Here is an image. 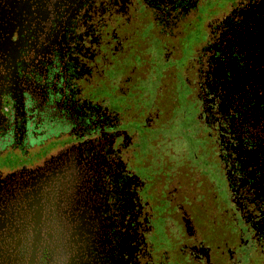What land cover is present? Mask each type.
Wrapping results in <instances>:
<instances>
[{
	"label": "flooded vegetation",
	"instance_id": "af4514ba",
	"mask_svg": "<svg viewBox=\"0 0 264 264\" xmlns=\"http://www.w3.org/2000/svg\"><path fill=\"white\" fill-rule=\"evenodd\" d=\"M259 71L264 0H0V200L81 232L34 264H264Z\"/></svg>",
	"mask_w": 264,
	"mask_h": 264
},
{
	"label": "water",
	"instance_id": "95a60500",
	"mask_svg": "<svg viewBox=\"0 0 264 264\" xmlns=\"http://www.w3.org/2000/svg\"><path fill=\"white\" fill-rule=\"evenodd\" d=\"M260 71L257 73L258 85L253 87V94L256 99L255 108H257L258 103L262 102L264 104V87L260 84ZM261 91V94L258 93ZM254 115L264 116V113H257L253 111ZM27 194V193H26ZM33 198L32 200H26L25 204L27 206V214L33 213L31 215L22 214L19 215L17 211L11 209L7 213L4 208L3 200H0V264H34L37 254L44 249L47 250L51 256L59 258L70 259L66 257L69 254L70 243L74 240L72 237L77 234H81L79 230L69 232L68 230H58L57 232H38L31 230H20L17 228L16 224L27 225L30 222V219L34 225L39 223L40 215L37 211L38 199L35 198V191L32 190ZM27 197V196H25ZM20 202V200H19ZM29 217V219L27 218ZM63 217H59V223H62ZM66 219V218H64ZM82 217L80 221H82ZM72 220V218L70 219ZM8 226V228H6ZM6 228V229H5ZM9 240L10 244L5 245V241ZM25 247V258L20 259V255L17 250L21 247ZM63 261V260H61ZM6 262V263H5ZM52 264H55L54 262Z\"/></svg>",
	"mask_w": 264,
	"mask_h": 264
},
{
	"label": "rangeland",
	"instance_id": "374dc122",
	"mask_svg": "<svg viewBox=\"0 0 264 264\" xmlns=\"http://www.w3.org/2000/svg\"><path fill=\"white\" fill-rule=\"evenodd\" d=\"M3 158H0V162H2Z\"/></svg>",
	"mask_w": 264,
	"mask_h": 264
}]
</instances>
